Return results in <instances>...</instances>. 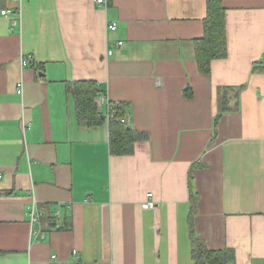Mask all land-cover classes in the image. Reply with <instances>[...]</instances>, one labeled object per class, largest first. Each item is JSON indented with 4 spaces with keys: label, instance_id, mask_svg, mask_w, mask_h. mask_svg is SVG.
Here are the masks:
<instances>
[{
    "label": "crops",
    "instance_id": "0c3cea01",
    "mask_svg": "<svg viewBox=\"0 0 264 264\" xmlns=\"http://www.w3.org/2000/svg\"><path fill=\"white\" fill-rule=\"evenodd\" d=\"M208 2L0 0V264H198L191 229L264 264V0H220L227 56L203 74ZM73 82L97 85L96 123ZM113 106L145 134L130 155Z\"/></svg>",
    "mask_w": 264,
    "mask_h": 264
},
{
    "label": "trees",
    "instance_id": "16d2710c",
    "mask_svg": "<svg viewBox=\"0 0 264 264\" xmlns=\"http://www.w3.org/2000/svg\"><path fill=\"white\" fill-rule=\"evenodd\" d=\"M197 63L201 73L209 74L213 61L227 56V30L225 9L220 0H209L208 16L205 20V35L196 41ZM66 91L73 99L80 120L96 123L98 87L93 82H73L67 85ZM110 120V149L113 155H130L134 144L145 139V134L137 133L130 125L123 123L125 118L118 113ZM55 226L54 222H50ZM193 258L198 264H223L234 258L233 250L212 252L199 240L191 229Z\"/></svg>",
    "mask_w": 264,
    "mask_h": 264
},
{
    "label": "built area",
    "instance_id": "2783aa9c",
    "mask_svg": "<svg viewBox=\"0 0 264 264\" xmlns=\"http://www.w3.org/2000/svg\"><path fill=\"white\" fill-rule=\"evenodd\" d=\"M14 2L17 3H22L23 0H13ZM95 3H97L99 6L101 5H105L107 0H94ZM12 13L11 10L9 9H4V10H0V15L1 16H8ZM107 28L109 31H116L118 29V23L117 22H109L107 24ZM124 46V42H119L118 43V47L122 48ZM114 54V50H110L109 51V55H113ZM21 64L23 67H29V65H31L32 63H34L35 58L33 55L28 54V55H23L20 58ZM22 87L19 89L18 93L22 94ZM107 98V96L103 97V101ZM116 117V113L114 110V106L113 109L109 112V116L108 118L111 120L112 118ZM123 123L126 124H130L129 119L127 118H123L122 119ZM156 205V203L154 202V195L152 193L147 194V200L143 203V208L144 209H152L154 208ZM30 216H31V221L36 223L39 221L41 214L39 213L38 209L36 207H33L32 210L30 211Z\"/></svg>",
    "mask_w": 264,
    "mask_h": 264
}]
</instances>
